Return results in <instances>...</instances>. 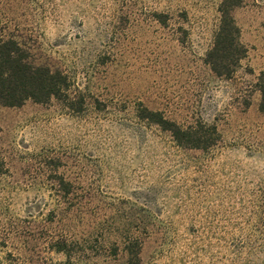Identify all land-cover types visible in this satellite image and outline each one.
I'll use <instances>...</instances> for the list:
<instances>
[{"label": "rangeland", "instance_id": "374dc122", "mask_svg": "<svg viewBox=\"0 0 264 264\" xmlns=\"http://www.w3.org/2000/svg\"><path fill=\"white\" fill-rule=\"evenodd\" d=\"M220 3L0 0V36L50 59L75 96L0 107V234L24 237L0 257L264 264V35L246 13L264 0L233 12L247 53L230 79L206 65ZM144 110L215 128L212 146L178 147ZM57 236L82 245L70 262L46 250Z\"/></svg>", "mask_w": 264, "mask_h": 264}, {"label": "trees", "instance_id": "16d2710c", "mask_svg": "<svg viewBox=\"0 0 264 264\" xmlns=\"http://www.w3.org/2000/svg\"><path fill=\"white\" fill-rule=\"evenodd\" d=\"M241 5L242 0H221L219 5L220 26L213 47L206 56V65L218 78L230 79L246 57V49L240 43V30L233 18L234 10ZM33 51L15 39L0 36V107L19 108L27 102L44 105L55 100L71 109L75 96L71 95L68 78L50 59L40 57ZM256 89L260 94L258 109L264 114V72L258 77ZM144 113L148 117L143 119L168 132L180 148L207 150L212 146V139L217 134L215 128L204 125L182 128L167 121L158 113L146 110ZM22 234L17 226L4 229L0 234V249L7 248L15 239L24 238ZM46 242L47 251L63 255L68 262L82 248L80 243L63 236L51 237ZM259 243L264 246V241ZM128 260L129 264H138V255L128 254ZM0 264L46 263L42 258L35 261L32 257L21 258L7 253L0 257Z\"/></svg>", "mask_w": 264, "mask_h": 264}, {"label": "crops", "instance_id": "0c3cea01", "mask_svg": "<svg viewBox=\"0 0 264 264\" xmlns=\"http://www.w3.org/2000/svg\"><path fill=\"white\" fill-rule=\"evenodd\" d=\"M254 11H257V14H258V16H257L256 13L253 14L254 16L256 15L255 20L258 21V30L252 32L251 31L252 29L249 28V30H250L249 34H250V36H254V35L262 36V35H264V9H260V8L259 9L258 8H254V9L248 8V9H246V13H249V14H251Z\"/></svg>", "mask_w": 264, "mask_h": 264}]
</instances>
